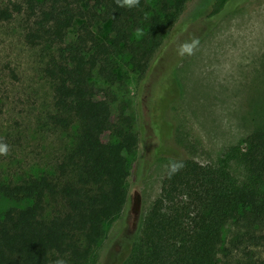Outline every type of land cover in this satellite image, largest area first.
<instances>
[{
	"label": "trees",
	"instance_id": "trees-1",
	"mask_svg": "<svg viewBox=\"0 0 264 264\" xmlns=\"http://www.w3.org/2000/svg\"><path fill=\"white\" fill-rule=\"evenodd\" d=\"M190 1L140 0L132 8L119 7L115 0L0 1V20L24 16L26 40L49 50L45 74L54 90L52 123L69 129L76 119L80 122L77 142L58 161L55 172L19 182L0 181V201L4 197L27 203L0 214V264H54L61 258L67 264H89L106 223L129 201L127 154L139 144L133 127L114 119L111 93L93 77L113 80L122 48L130 53V64L146 73ZM214 1L210 16L229 2ZM78 20L83 23L68 39ZM107 23L109 40L100 38L95 28ZM167 88L178 91L168 65L154 83L152 102L164 99ZM106 133L113 137L108 143L103 138ZM227 158L242 166V175L228 164L174 159L144 218L141 236L118 264H217L229 220H245L251 229L264 226V127L232 146ZM172 164L182 166L172 172ZM251 238L264 244V231L253 230Z\"/></svg>",
	"mask_w": 264,
	"mask_h": 264
},
{
	"label": "rangeland",
	"instance_id": "rangeland-1",
	"mask_svg": "<svg viewBox=\"0 0 264 264\" xmlns=\"http://www.w3.org/2000/svg\"><path fill=\"white\" fill-rule=\"evenodd\" d=\"M213 1L188 3L146 73L130 64L131 55L122 48L116 77H93L99 87L110 91L114 119L132 126L139 144L127 154L129 201L106 223L89 264H118L139 239L174 159L228 164L242 175V166L235 159L227 162V153L264 127V0H229L220 13L210 16ZM82 23L76 21L68 39L75 37ZM95 28L100 38L110 39L109 23ZM25 33L24 16L0 20V143L8 145L7 155H0V181L19 182L55 172L58 161L76 144L80 126L78 119L69 129L52 123L54 90L45 74L49 50L43 44H30ZM193 42H197L193 54L183 53L182 46ZM167 65L175 73L178 91L167 88L164 99L152 102L154 83ZM103 138L105 143L113 140L109 133ZM25 204L2 197L0 214L12 205ZM253 230L262 232L264 226L251 229L245 220H229L217 264H264V244L251 238Z\"/></svg>",
	"mask_w": 264,
	"mask_h": 264
},
{
	"label": "clouds",
	"instance_id": "clouds-1",
	"mask_svg": "<svg viewBox=\"0 0 264 264\" xmlns=\"http://www.w3.org/2000/svg\"><path fill=\"white\" fill-rule=\"evenodd\" d=\"M115 3L119 7H136L139 5L140 0H115ZM137 34H142L141 30H137ZM197 42H193V44H185L182 46V52L187 53L188 55L193 54V49L195 47ZM8 153V145L5 143H0V155H7ZM182 165L179 164H172L170 166L172 172H176L179 167ZM54 264H67V261L65 259H57L54 261Z\"/></svg>",
	"mask_w": 264,
	"mask_h": 264
}]
</instances>
